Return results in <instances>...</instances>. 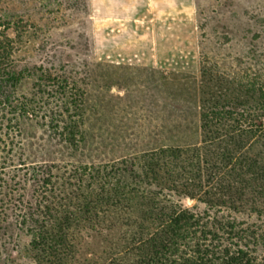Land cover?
I'll return each mask as SVG.
<instances>
[{
  "label": "trees",
  "instance_id": "trees-1",
  "mask_svg": "<svg viewBox=\"0 0 264 264\" xmlns=\"http://www.w3.org/2000/svg\"><path fill=\"white\" fill-rule=\"evenodd\" d=\"M2 1L0 259L26 237L38 264L80 256L92 264H264V123L255 122L264 117V78L223 77L201 63L194 143L114 162L12 167L4 124L16 56L34 27ZM207 81L217 88L207 92ZM185 199L196 203L184 207Z\"/></svg>",
  "mask_w": 264,
  "mask_h": 264
},
{
  "label": "rangeland",
  "instance_id": "rangeland-1",
  "mask_svg": "<svg viewBox=\"0 0 264 264\" xmlns=\"http://www.w3.org/2000/svg\"><path fill=\"white\" fill-rule=\"evenodd\" d=\"M138 1H2L34 27L15 60L3 133L9 165L114 162L194 143L200 138L201 63L223 77L248 72L264 78V0H195L196 43L159 44L160 58L174 49L170 60L155 58L150 30L133 12ZM207 83V92L218 86ZM19 243L0 264H38L27 250L30 240ZM91 261L80 256L74 264Z\"/></svg>",
  "mask_w": 264,
  "mask_h": 264
},
{
  "label": "crops",
  "instance_id": "crops-1",
  "mask_svg": "<svg viewBox=\"0 0 264 264\" xmlns=\"http://www.w3.org/2000/svg\"><path fill=\"white\" fill-rule=\"evenodd\" d=\"M138 2V6H133V10H136L133 12L140 26H146L145 28L150 30L151 35L147 36V39L149 43H153L156 59L170 60L175 55L172 54L174 49H167L168 51H165L167 55L160 58L159 54L162 50L159 44L182 43V47L186 48V45L196 43L197 3L195 0H185L184 4H180V0H139ZM142 3H145L143 7ZM190 47L194 48V46ZM185 50H176V52L182 54ZM187 52L194 54V50H187Z\"/></svg>",
  "mask_w": 264,
  "mask_h": 264
}]
</instances>
